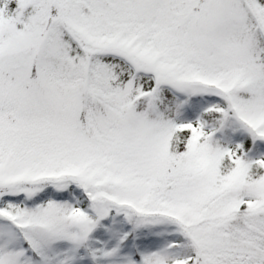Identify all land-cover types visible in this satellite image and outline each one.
<instances>
[{
	"label": "snow or ice",
	"instance_id": "6c2138e0",
	"mask_svg": "<svg viewBox=\"0 0 264 264\" xmlns=\"http://www.w3.org/2000/svg\"><path fill=\"white\" fill-rule=\"evenodd\" d=\"M0 264H264V0H0Z\"/></svg>",
	"mask_w": 264,
	"mask_h": 264
}]
</instances>
